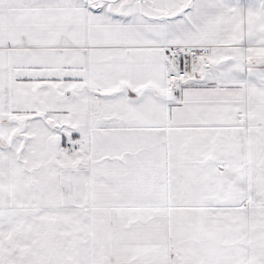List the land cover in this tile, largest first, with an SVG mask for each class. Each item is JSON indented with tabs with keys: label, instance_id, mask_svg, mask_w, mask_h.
Wrapping results in <instances>:
<instances>
[{
	"label": "snow or ice",
	"instance_id": "1",
	"mask_svg": "<svg viewBox=\"0 0 264 264\" xmlns=\"http://www.w3.org/2000/svg\"><path fill=\"white\" fill-rule=\"evenodd\" d=\"M0 264H264V0H0Z\"/></svg>",
	"mask_w": 264,
	"mask_h": 264
}]
</instances>
